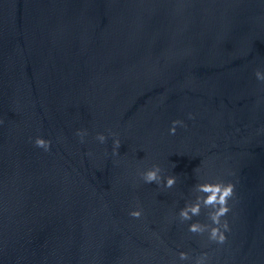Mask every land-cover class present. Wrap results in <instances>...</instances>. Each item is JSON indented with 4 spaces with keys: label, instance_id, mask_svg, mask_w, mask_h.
Segmentation results:
<instances>
[{
    "label": "water",
    "instance_id": "obj_1",
    "mask_svg": "<svg viewBox=\"0 0 264 264\" xmlns=\"http://www.w3.org/2000/svg\"><path fill=\"white\" fill-rule=\"evenodd\" d=\"M258 69L264 0H0V264H264ZM202 180L236 185L223 245L178 217Z\"/></svg>",
    "mask_w": 264,
    "mask_h": 264
},
{
    "label": "clouds",
    "instance_id": "obj_2",
    "mask_svg": "<svg viewBox=\"0 0 264 264\" xmlns=\"http://www.w3.org/2000/svg\"><path fill=\"white\" fill-rule=\"evenodd\" d=\"M255 78L257 81L264 83V71L256 70ZM189 119L194 117L189 114ZM184 122L174 120L169 129L170 135L176 134L177 127H184ZM75 135L79 138L81 144L85 143L88 136L87 130H77ZM112 138V155L118 156L121 147V141L115 134H110ZM109 136L102 133L95 136V140L103 145L106 144ZM34 146L49 152L52 147L51 140L42 137H36ZM91 156V153H88ZM140 180L144 184H156L164 189H172L177 184V178L173 175H164V170L157 164H153L150 168L138 173ZM236 185L232 182H224L222 180H202L196 183L192 188L193 199L186 201L184 207L179 210L178 217L181 223L188 222L187 230L189 233L197 236H205L207 241L217 245H223L227 240V233L231 231L229 222L225 217L231 212L229 201L234 198ZM202 211L206 212V222H193L194 217H199ZM128 215L133 219H140L143 210L137 207ZM178 259L185 264H210V258L207 252L201 253L194 260L190 259L189 253L185 251L179 252Z\"/></svg>",
    "mask_w": 264,
    "mask_h": 264
}]
</instances>
